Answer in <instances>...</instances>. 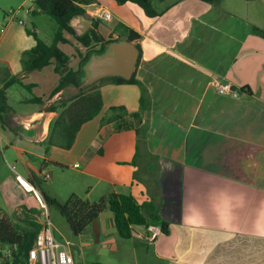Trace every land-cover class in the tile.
I'll return each instance as SVG.
<instances>
[{"label": "crops", "instance_id": "0c3cea01", "mask_svg": "<svg viewBox=\"0 0 264 264\" xmlns=\"http://www.w3.org/2000/svg\"><path fill=\"white\" fill-rule=\"evenodd\" d=\"M106 3L117 14L102 6L103 0H95L84 6L86 17L93 25L117 17L113 29L100 23L106 39L126 40L127 29L142 36L137 82H98L95 92L101 95L102 111L83 124L70 156L60 151L65 148L59 141L51 144L48 136L47 141L31 142L17 132L16 122L8 125L10 106L33 99L22 91L13 93L17 85L19 90L30 87L26 80L45 70L58 76L52 78L55 87L60 77L54 64L25 73L22 58L36 46L34 36L25 29L20 32L15 21L6 22L1 32L0 89L18 82L6 91L7 108L0 107V134H6L4 159L18 165L23 198L17 202L15 183L7 179L0 191V217L18 221L31 210H46L43 188L35 189L29 179L46 181L53 178L50 166L70 167L80 174L91 203L95 194L101 199L115 192L157 205L169 233L150 241L145 228H136V237L156 246L159 258L171 264H264V37L255 33L264 31L263 22L224 9L223 0L218 5L181 0L160 11L153 8L152 17L136 4ZM105 12L110 20L102 18ZM65 37L69 43H61L62 50L72 45V36ZM78 49L84 57L92 48ZM215 81L230 83L240 96L219 94ZM113 108L126 114L103 123L115 114ZM140 130L145 140L141 154ZM43 191L62 202L52 189ZM35 217L43 224L41 213ZM92 226L98 242L117 232L114 215L107 211Z\"/></svg>", "mask_w": 264, "mask_h": 264}, {"label": "trees", "instance_id": "16d2710c", "mask_svg": "<svg viewBox=\"0 0 264 264\" xmlns=\"http://www.w3.org/2000/svg\"><path fill=\"white\" fill-rule=\"evenodd\" d=\"M95 0H35L37 10L34 13H44L52 17L59 25V31L51 44L38 37L37 33L28 31L34 36L36 46L24 53L22 65L25 73L41 71L54 64V71L59 74L60 82L57 87L45 98L34 97L31 103L40 104L43 111L58 112L57 118L52 122L49 142H58L55 139L59 134V144L65 149H70L75 143L77 134L83 124L95 118L103 108L100 93L95 92L96 83H91L86 78L85 65L93 54H105L110 45L118 40L106 39L100 32V21L95 20L92 28L83 36L78 35L71 26V21L78 16H86L85 5ZM210 4L218 5L221 0H202ZM119 5H139L149 16H155L151 0H115ZM73 36L81 45L92 48L82 58L81 69L75 71L70 68V57L59 47L61 43H69L65 34ZM255 33L264 37V31L255 29ZM126 37L129 42L134 43L139 51V59L136 69L141 61L142 36L132 29H127ZM98 47H95V46ZM95 47V48H94ZM136 69L130 80L121 77H109L118 84L136 83ZM15 79L0 89V107L7 108L6 91ZM115 113L110 118L104 119L103 123L119 121L126 114L123 108H113ZM139 117L138 115H134ZM120 129V128H119ZM36 180V181H35ZM29 183L40 189L41 181L36 177L29 179ZM41 190V189H40ZM42 194L46 205L56 207L61 215L67 220L74 235L83 234L91 225L99 221L100 215L110 210L114 215V225L118 235L124 239H132L136 236V228H147L151 225L160 227L163 234L169 233V225L162 220L159 209L155 203L140 204L132 196L110 192L103 196L98 202L91 203L88 200L74 194L66 202L49 196L43 190ZM40 214L38 210H31L25 217L14 221L5 215L0 217V245L16 247L14 258L6 264H29V251L42 231L43 225L35 217Z\"/></svg>", "mask_w": 264, "mask_h": 264}, {"label": "rangeland", "instance_id": "374dc122", "mask_svg": "<svg viewBox=\"0 0 264 264\" xmlns=\"http://www.w3.org/2000/svg\"><path fill=\"white\" fill-rule=\"evenodd\" d=\"M26 1V2H25ZM35 0H0V22L6 25V15L12 13L14 10L24 9L28 10L29 13L25 14L21 11L18 19H23L25 21V26L19 25L17 20L15 24L20 27V32L25 29L26 31H31L37 33L38 37L47 43H52L55 35L59 31L58 23L49 15L44 13L36 12L37 8L34 4ZM108 0H103L102 6L107 7L112 15L117 14L116 10L106 3ZM181 0H151L152 7L155 10H161L166 6H171L179 3ZM117 7H122L119 4ZM223 8L240 16L249 21H260L264 24V0L246 1V0H223ZM90 10H95L91 8ZM89 15V14H88ZM90 16V15H89ZM5 22V23H4ZM100 23L107 27L108 29H113L118 24L117 17L111 23L100 20ZM117 34L122 36V32L117 30ZM1 35V31H0ZM32 36V35H30ZM33 37V36H32ZM123 36L118 38V41H122ZM70 46H64V52L70 57L69 66L71 69L78 71L81 69V58L80 51L78 47L81 45L73 36L71 37ZM79 45V46H77ZM95 47H98L97 45ZM94 47V48H95ZM50 69V68H48ZM51 70H45V72H40L33 74L30 78L26 80V84L30 87L23 88L19 90L17 85L14 88V92L20 93L29 98L41 97L45 98L53 91V88L57 83L53 81V77H58L55 74H51ZM52 75V76H51ZM60 77V76H59ZM58 79V78H57ZM106 78L99 80L98 82H103ZM98 82L96 84H98ZM97 87V85L95 86ZM15 97V96H14ZM17 97V96H16ZM22 98V97H21ZM22 103L20 105H11L9 111L6 112L5 118L8 119V125L10 128L15 123L14 116L25 114L31 110L42 109L40 104L35 103H25L24 99H21ZM10 130L9 128L7 129ZM0 191H4V182L9 179L15 183V188H17V202L22 199L20 194V188L17 182V173L19 170L16 161L11 159H4V152L6 151L5 138L6 134H0ZM55 139L57 141L61 140L59 134H56ZM47 141V139L45 140ZM143 130H140V154L142 153V147L144 144ZM80 147V146H79ZM71 149V148H70ZM62 149L60 151L64 152L68 156L72 155L71 150ZM74 151H77L76 149ZM53 172V178L49 177V180H42L41 187L46 192L52 189L57 195L62 198V202H66L74 194L85 199L86 185L82 180L80 174L75 169H70V167L60 168L57 166H50L49 170ZM29 196H33L30 194ZM101 195L95 194L92 203L98 202ZM86 200V199H85ZM38 201V200H37ZM47 212L50 216V220L53 225V232L55 238L62 244H69L74 251V256L76 259V264H171L163 258H159L156 246L149 245L146 241H139L135 236L132 239L121 238L117 232L113 234H106L101 236L100 242H98L95 233L93 232V226L91 225L83 234L76 236L71 231V228L56 207H48L45 209H40L41 216L46 220ZM107 213H112L107 210ZM43 219V220H44ZM44 220V221H45Z\"/></svg>", "mask_w": 264, "mask_h": 264}, {"label": "water", "instance_id": "95a60500", "mask_svg": "<svg viewBox=\"0 0 264 264\" xmlns=\"http://www.w3.org/2000/svg\"><path fill=\"white\" fill-rule=\"evenodd\" d=\"M72 28L78 35H85L93 26V21L86 16L75 17L71 21ZM139 59V51L134 43L128 40L116 41L110 45L105 54H93L85 65L86 78L97 83L103 78L121 77L130 80ZM57 112L41 111L31 116H16L17 132L31 142H43L49 134Z\"/></svg>", "mask_w": 264, "mask_h": 264}, {"label": "built area", "instance_id": "2783aa9c", "mask_svg": "<svg viewBox=\"0 0 264 264\" xmlns=\"http://www.w3.org/2000/svg\"><path fill=\"white\" fill-rule=\"evenodd\" d=\"M21 11L24 9L14 10L12 13L6 15V22L18 21L21 25H24V21L18 19ZM25 14H28L29 11H24ZM102 18L110 20L111 15L105 12L102 15ZM6 23V25H7ZM6 25L0 22V31L3 32L6 28ZM213 86L217 92L221 95H232L233 97H239L240 92L233 88L230 83H221L215 81ZM76 168L79 165H75ZM36 197L40 204L43 206L44 200L39 195L36 194ZM46 208L45 206H43ZM42 231L39 233L34 246L29 251V264H76V259L74 256V251L69 244L60 243L54 235L53 225L50 220V216L47 212L46 220L43 222ZM150 235L147 237L150 241H155L159 236L163 234L160 227L151 225L145 229ZM143 239V237H141ZM16 247L13 246H3L0 245V264H6L8 261H11L14 258L16 252Z\"/></svg>", "mask_w": 264, "mask_h": 264}, {"label": "bare ground", "instance_id": "6f19581e", "mask_svg": "<svg viewBox=\"0 0 264 264\" xmlns=\"http://www.w3.org/2000/svg\"><path fill=\"white\" fill-rule=\"evenodd\" d=\"M24 183V182H23ZM28 188H30V186L28 185V184H26V183H24Z\"/></svg>", "mask_w": 264, "mask_h": 264}]
</instances>
